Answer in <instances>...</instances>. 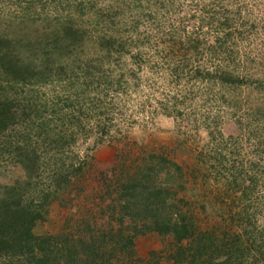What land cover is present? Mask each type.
<instances>
[{"label": "rangeland", "instance_id": "obj_1", "mask_svg": "<svg viewBox=\"0 0 264 264\" xmlns=\"http://www.w3.org/2000/svg\"><path fill=\"white\" fill-rule=\"evenodd\" d=\"M79 1L0 0V39L9 38L15 46L13 39L19 29L18 34H36L34 29L38 34L48 32ZM90 1V14L102 16V26L106 27V18L115 21L106 28V34L122 37L130 54L137 57L130 60L128 55L110 67L123 68L120 88L109 79L112 87L106 91L103 82H97L100 88L94 84L97 90L93 92L82 87L80 78H70V71H62L29 95L33 104L43 102L47 108L58 99L63 107L61 115L67 112L87 130L107 133L96 147L87 139L77 146L79 156L87 152L86 170L70 193L60 194L49 204L33 227L34 235H56L69 229L77 237L80 229L87 232L84 222L89 217L88 209L93 214L103 210L105 215L97 216L99 224L108 229L102 221L108 218L117 231L118 224L111 220L108 207L110 198L120 199L126 191L123 187L136 181L135 167L140 170L152 166L149 159L154 163L159 157L171 163L170 174H176V168L181 170V184L176 181L182 187L175 190L177 199L189 197L191 203L200 206L207 198H225L227 194L237 198L248 190L251 195L245 202H237L232 213L247 206L249 214L254 215L251 224L264 230V116L252 117L253 109L264 105V0ZM27 8L32 23L26 20ZM20 50L30 54L33 49L22 46ZM226 60L231 62L229 67ZM68 63L70 60L58 61L54 66L70 70ZM173 66L178 69L176 74ZM216 67L233 72L235 84L209 85L192 76ZM239 80L242 82L237 83ZM15 88L9 87L0 98L13 96ZM98 91L99 97L95 95ZM67 127L66 131L75 129ZM217 167L221 171L216 174ZM155 172L154 179L144 181L164 188L170 182L165 179V169ZM105 173L110 178L101 183ZM22 176L18 166L0 159V184H10ZM233 176L240 181L238 187L230 185ZM100 187L103 192L96 196ZM105 194L101 201L99 196ZM166 199L174 201L172 196ZM205 210L209 212L210 206ZM194 211L203 228L217 219L207 218L196 207ZM142 224L137 219H126L122 231L143 232ZM175 251L170 236L152 231L137 233L132 251L117 257L120 264L130 260L134 264H172Z\"/></svg>", "mask_w": 264, "mask_h": 264}, {"label": "trees", "instance_id": "obj_2", "mask_svg": "<svg viewBox=\"0 0 264 264\" xmlns=\"http://www.w3.org/2000/svg\"><path fill=\"white\" fill-rule=\"evenodd\" d=\"M91 6L90 0H80L71 7L67 16L59 17L57 21L60 22L48 32L38 34L34 29L36 34L30 35L23 31L18 34L20 29L17 30L13 39L15 46L9 38L0 39V95L9 87L17 89L13 96L0 98V143H3L0 145V159H6L23 172V176L15 178L12 183L0 184V264H120L118 254L132 251L137 233L152 231L168 235L175 242L172 264L264 263V230L251 224L254 215L249 214L247 206L242 205L232 213L237 202H245L251 195L250 191L237 198L228 194L225 198H207L200 206L193 201L191 203L189 197L179 196L177 199L175 190L182 187L176 181L181 184L182 173L176 168V174H170L171 163L164 157H159L154 163L149 159L152 166L140 170L135 167L136 181H130L123 187L126 191L120 199L110 198L109 194L111 201L108 207L111 220L118 224L117 231L113 230L108 218L102 220L108 229L99 224L97 216H104L103 210L93 214L88 209L89 217L84 222L87 232L80 229L77 237L69 229L56 235H34L33 227L45 215L49 204L59 199L60 194L70 193L71 187L77 184L86 170L87 152L79 156L75 152L77 146L87 139L96 147L104 142L107 133L87 130L74 122V118H69L67 112L61 115L63 107L58 104V99L47 108L43 102L33 104L29 95L64 71L71 72L70 78H80L82 87L93 92L97 90L94 86L97 82H103L106 91L112 87L109 79H114L120 88L123 68L119 66L121 69L112 70L110 67L128 55L130 60L137 57V54H130L122 37L117 39L106 34V28L115 25V21L111 17L106 18V27L102 26L104 18L96 12L90 14ZM140 9L143 10L142 7ZM25 11L26 20H29L32 14L28 8ZM27 22L32 23L31 19ZM187 42L190 44L191 40ZM22 46L33 50L30 54L21 53ZM218 53L213 51V55ZM64 59L70 60V70L56 69L54 64L65 62ZM230 63L227 61V67ZM173 67L176 74L178 69ZM201 71L192 76L209 85L236 82L233 72L226 68ZM97 88H100L99 84ZM95 93L98 97L101 94L99 91ZM175 107L173 104V109ZM259 115L264 116V105L253 109L252 117ZM66 126V129H75L66 131ZM163 169L165 179L170 181L164 184V188L144 181L149 177L154 179L155 170ZM219 169L221 171V167H217L214 172L217 174ZM105 174L101 183H106V177L110 178L108 173ZM237 181L240 182L238 177L233 176L230 185L238 187ZM102 192L100 187L96 196ZM167 196H172L174 201L167 202ZM99 197L103 201L106 194ZM206 206H210V213L205 210ZM195 207L213 221L217 217L213 225L203 228L196 217ZM117 213L120 216L116 217ZM126 219L142 221L144 231L123 233ZM133 261L126 264H134Z\"/></svg>", "mask_w": 264, "mask_h": 264}]
</instances>
